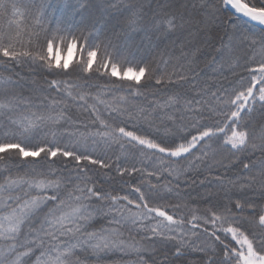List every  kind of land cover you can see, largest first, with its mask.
<instances>
[{
    "label": "snow or ice",
    "instance_id": "1",
    "mask_svg": "<svg viewBox=\"0 0 264 264\" xmlns=\"http://www.w3.org/2000/svg\"><path fill=\"white\" fill-rule=\"evenodd\" d=\"M0 264H264V0H0Z\"/></svg>",
    "mask_w": 264,
    "mask_h": 264
},
{
    "label": "trees",
    "instance_id": "2",
    "mask_svg": "<svg viewBox=\"0 0 264 264\" xmlns=\"http://www.w3.org/2000/svg\"><path fill=\"white\" fill-rule=\"evenodd\" d=\"M5 2H8V0H5ZM16 2H17L18 4H21V5H27V4H30V3H31V0H16ZM36 2L38 3L39 0H36ZM19 11H20L21 13H24L25 9H24L23 7H21V8L19 9ZM9 16L11 17V12L9 13ZM17 19H21V17H17ZM61 47H62V46H61ZM77 58H79V53H78V52H77V54H76L75 59H77Z\"/></svg>",
    "mask_w": 264,
    "mask_h": 264
},
{
    "label": "rangeland",
    "instance_id": "3",
    "mask_svg": "<svg viewBox=\"0 0 264 264\" xmlns=\"http://www.w3.org/2000/svg\"><path fill=\"white\" fill-rule=\"evenodd\" d=\"M76 54L77 52L73 51V53L69 55L66 49L62 53H58V55H63L64 57L68 58L70 62H72L75 59Z\"/></svg>",
    "mask_w": 264,
    "mask_h": 264
}]
</instances>
